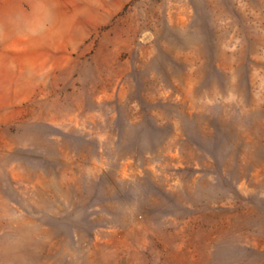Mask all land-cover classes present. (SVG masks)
<instances>
[{
	"label": "rangeland",
	"instance_id": "1",
	"mask_svg": "<svg viewBox=\"0 0 264 264\" xmlns=\"http://www.w3.org/2000/svg\"><path fill=\"white\" fill-rule=\"evenodd\" d=\"M47 2L0 38V264H264V0Z\"/></svg>",
	"mask_w": 264,
	"mask_h": 264
},
{
	"label": "clouds",
	"instance_id": "2",
	"mask_svg": "<svg viewBox=\"0 0 264 264\" xmlns=\"http://www.w3.org/2000/svg\"><path fill=\"white\" fill-rule=\"evenodd\" d=\"M55 23L56 15L47 0H32L28 8L11 9L0 18V38H41L53 29Z\"/></svg>",
	"mask_w": 264,
	"mask_h": 264
}]
</instances>
